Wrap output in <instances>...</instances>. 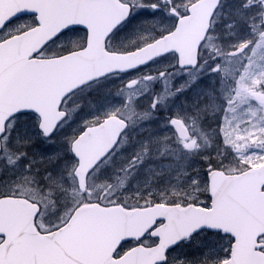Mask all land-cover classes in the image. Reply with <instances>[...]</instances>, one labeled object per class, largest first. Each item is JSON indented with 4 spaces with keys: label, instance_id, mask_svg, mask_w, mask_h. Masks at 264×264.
Segmentation results:
<instances>
[{
    "label": "snow or ice",
    "instance_id": "obj_1",
    "mask_svg": "<svg viewBox=\"0 0 264 264\" xmlns=\"http://www.w3.org/2000/svg\"><path fill=\"white\" fill-rule=\"evenodd\" d=\"M163 2L174 15V23L169 26L160 25L158 20L145 21V24L156 25L159 34L140 36L141 43L135 47H118L113 43L119 26L134 7L159 8L160 0H64L69 8L103 7L109 15L102 25L89 17L74 18L34 46L17 40L15 46L0 47V149L13 151L7 133L20 118L38 120L44 136H51L67 114L65 102L89 82L136 72L156 58L168 56L176 57L180 66L197 69L189 81L175 91L166 87L154 93L150 109L155 110L167 97L175 96L193 83L199 69L213 61L210 70L218 72L229 85L224 93L226 104H217L213 97L210 104L196 108L194 113L178 111L169 119L175 133L157 135L150 142L146 141L121 169L128 172L141 164L149 155L150 143L163 144L159 156L170 151V155L180 161L181 154L187 153L181 175L188 190L182 197L159 200L147 193L143 203L135 204L93 194L95 173L102 163L111 160L117 145L123 143L121 135L129 123L134 117L148 119L154 114L151 110L139 111L135 98L148 91L149 82L161 77L170 86L172 74L167 69L141 72L116 89L127 97L126 103L106 115L85 121L81 131L68 137L70 151L75 156L74 160L64 162L68 175L73 178L70 203L67 195L59 201L54 198L58 191L67 194L68 189L59 176L47 170L64 155L62 151L40 155L45 168L42 177L37 175L40 168L22 171L11 181V190H0V203L15 202L27 207L35 231L42 236H52L53 245L47 256L29 254L25 245L32 235L30 227L16 230L0 227V264H110L86 256V246H95L97 250L104 246L103 233L99 229L93 231L87 217L93 212L112 214L113 210L153 211L154 220L143 234L121 238L109 254L112 261L121 260L133 247H148L155 253L150 264H172L170 253L179 242L210 233L218 243L203 246L197 241L204 250L197 258L187 259L188 264H264V230L245 235L238 225L225 219L229 203L248 215L252 212L239 192H230L223 184L216 183L218 176L229 180L247 177L253 168L252 161L264 160V0H240L225 27L229 30L227 35H237L241 29L245 34L234 43L213 45L212 52L208 50V42L212 40L211 33L222 8L220 0ZM3 3L5 0H0V4ZM8 3L11 10L0 15V33L4 34L0 46L10 45L17 37L34 32L45 23L41 11L25 5L23 0H8ZM58 41L62 51L48 55L47 49ZM53 73L65 75L41 93L42 79ZM221 110L222 123L216 129L201 126L207 113ZM209 134L215 141L222 134L223 140L216 142L217 157L211 154L201 157L207 162V172L201 176L200 168L189 170L188 165L191 156L198 155V150L202 149V141L211 143ZM220 147L240 154V169L224 165L219 158ZM26 155L23 151L15 152V157L10 155L8 162L16 165ZM40 179L46 181V191L41 190ZM18 181L36 185L39 192L17 187ZM8 183L9 177L0 180V185ZM102 187L110 190L112 185L105 180ZM250 195L264 203V181L253 184ZM51 203H59L61 207L55 221L44 227L37 222L42 220L44 210ZM261 226L264 227V223ZM149 241L150 244H146ZM176 264H185V261L179 260Z\"/></svg>",
    "mask_w": 264,
    "mask_h": 264
},
{
    "label": "rangeland",
    "instance_id": "obj_2",
    "mask_svg": "<svg viewBox=\"0 0 264 264\" xmlns=\"http://www.w3.org/2000/svg\"><path fill=\"white\" fill-rule=\"evenodd\" d=\"M239 2L240 0H224L220 15L217 18V25L214 28V32L211 33L212 40L208 42L209 52L213 51V45L220 46L224 43H234L245 34V30L241 29L237 35H227L229 30L225 27L227 19L233 14ZM160 4L161 6L155 9L148 6L134 7L132 20L116 34L113 43L118 47H135L141 43L140 36L150 33L159 34L156 25L145 24V21L158 20L160 25L169 26L174 23V15L168 11L163 0H160ZM218 36L220 39H218ZM0 38H4L3 33H0ZM60 43L58 41L50 46L47 49V54L51 56L62 51L59 47ZM176 59L174 56H168L153 62L139 71L123 76H113L97 84L93 83L84 89H80L65 102V108L69 114L68 118L50 138L42 136L39 131L38 120L18 119L7 133L9 135V146L13 151H3L0 157V168L3 169V172L0 173V180L5 177L15 179L22 171L31 172V168L27 166L29 164L33 165L30 160L34 157L52 155L57 151H62L64 155L50 168L54 175L61 178L68 192L66 194L63 191H58L54 198L59 201L67 195L70 203L73 197V178L68 175V168L64 167V162L66 160H74L75 157L70 151L68 137L81 131L85 126V121L102 114L106 115L110 110L126 103L127 97L116 91L125 81L139 75L141 72L156 73L167 69V72L172 74L170 86L166 85L164 78L161 77L149 82L148 91H144L135 98V105L139 111L151 110L154 114L148 119L133 118V122L129 123V128L121 139L123 143L117 146L111 160L103 163L99 171L95 173L92 190L94 195L98 194L106 199H121L128 204L143 203L147 193H151L153 198L157 200L163 197H182L184 192L188 190L183 183L184 177L181 175V167L187 153H182L180 161H177L174 156L170 155V151L163 156L157 155L164 147L163 144L150 143L149 155L141 164L134 169H128V172L121 170L146 141L150 142L157 135L175 133L169 119L174 117L178 111L181 114L184 112L194 113L196 108L210 104L213 97L217 104H226L224 93L228 90L229 85L224 83L218 72L210 70L214 62L209 61L208 66L199 69V75L193 83L182 91L177 92L175 96L167 97L162 104L157 106V109H150L154 93L161 92L166 87H170V90L175 91L182 84L187 83L191 74L197 71L195 68L190 70L178 69ZM137 88L139 89L140 86L138 85ZM184 101H187V103L185 104ZM222 116V110L214 113L209 112L201 121V126L208 129H216L222 123ZM209 140L211 141L210 144H205L202 141V149L198 150V155L191 156L190 164L188 165L189 170L191 168H200L201 176H204L207 172V162L201 157L207 154H211L214 158L217 157V151H215L216 142L222 143L223 137L221 134L215 141L214 137L209 134ZM21 151L27 153L26 156H23L25 161L20 159L16 165H10L8 157L11 155L14 158L15 152ZM219 158L229 169H240L241 167L240 154L229 153L228 149L224 147L219 148ZM263 162L264 160L252 161V164L256 166ZM169 165H172V167H169ZM44 174L45 168H40V172L37 175L42 177ZM105 180L112 185L110 190H105L102 187L105 184ZM39 182L41 190L46 191V181L40 179ZM16 186L21 189H34L39 192L36 185L33 187L32 184H28L25 187V183L22 181H18ZM4 189L11 190L10 181L7 185H0V190ZM51 204H53L52 209L50 208ZM51 204L44 210L42 220L37 222L38 224L42 223L44 227H48L55 221L58 215L57 210L61 207L59 203ZM197 241H200L203 246H214L218 243L213 235L194 237L183 243L182 245L184 246H179L170 254V262L176 264L179 260H184L185 264H188L187 259L197 258L204 248L199 247L196 250L192 247L188 248L189 245L200 246ZM146 244H150V241L146 242ZM187 249L189 250L187 251ZM184 252L190 255L186 257L183 254Z\"/></svg>",
    "mask_w": 264,
    "mask_h": 264
},
{
    "label": "water",
    "instance_id": "obj_3",
    "mask_svg": "<svg viewBox=\"0 0 264 264\" xmlns=\"http://www.w3.org/2000/svg\"><path fill=\"white\" fill-rule=\"evenodd\" d=\"M23 3L41 11L45 18V23L40 29L17 37L16 40L10 42V45L0 47L15 46L17 40L22 41L26 46H34L54 35L64 23L74 18L89 17L94 19L98 25H102L109 15L108 10L103 7L69 8L65 6L64 0H23ZM10 10L11 6L8 0L0 4V15ZM56 63H62V61H56ZM180 67L185 68L188 66ZM64 75L62 73H53L45 76L41 81V93H45L54 81L62 79ZM261 166L253 167L247 177L229 180L227 177L218 176L216 179V183L218 185L223 184L228 191L239 192L246 206L251 210L252 215H248L232 207L229 203L224 213V218L232 224L238 225L245 235L249 232L264 230V227L261 226L264 223V203L250 195L251 186L258 181H264V167ZM87 218L93 231L99 229L104 236L102 250H97L95 246H86L87 258L109 261L110 264H150L155 253L148 247H135L119 261H112L109 254L111 249L124 236H139L143 234L154 220L153 211L129 212L127 210H113L112 214L93 212L89 213ZM0 227L10 230L30 227L32 235L26 242V251L39 257L47 256L52 252V236H42L35 231V227L31 224V216L28 214L27 207L17 205L15 202L0 203ZM56 235L58 236V234Z\"/></svg>",
    "mask_w": 264,
    "mask_h": 264
},
{
    "label": "flooded vegetation",
    "instance_id": "obj_4",
    "mask_svg": "<svg viewBox=\"0 0 264 264\" xmlns=\"http://www.w3.org/2000/svg\"><path fill=\"white\" fill-rule=\"evenodd\" d=\"M125 25H126V24L122 25V26L119 28V30H118L117 33H119V32L125 27ZM119 76H123V75L120 74ZM68 115H69V114L67 113V117H66V119L68 118ZM66 119H65V120H66ZM65 120H64V121H65ZM64 121H63V122H64ZM63 122H62V123H63ZM62 123H61V124H62ZM61 124H60V125H61ZM60 125H59V127H60ZM51 167H53V166H51ZM37 168H44L43 163L38 164V165H37ZM47 170H48V171H51V168H49V169H47ZM31 171H33V170H31ZM12 180H14V179L9 178V181H10V182H11ZM38 184H40V182H38ZM27 186H28V184H25V187H27ZM33 187H34V185H33ZM44 188H45V187H44ZM44 188H43V189H44ZM28 190H29V189H28ZM52 205H53V204L50 205V208H51V209H52Z\"/></svg>",
    "mask_w": 264,
    "mask_h": 264
},
{
    "label": "trees",
    "instance_id": "obj_5",
    "mask_svg": "<svg viewBox=\"0 0 264 264\" xmlns=\"http://www.w3.org/2000/svg\"><path fill=\"white\" fill-rule=\"evenodd\" d=\"M203 234V235H202ZM200 236H212V234H209V233H202ZM182 246H184V245H182ZM190 247H192L194 250H196V249H198L199 247H201V246H193V245H189L188 246V248H190ZM189 249H187V251H188ZM186 257H188L190 254H188L187 252H184L183 253Z\"/></svg>",
    "mask_w": 264,
    "mask_h": 264
}]
</instances>
